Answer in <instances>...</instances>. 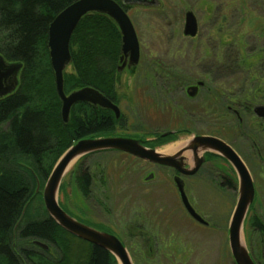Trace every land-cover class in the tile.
<instances>
[{
    "label": "flooded vegetation",
    "instance_id": "obj_1",
    "mask_svg": "<svg viewBox=\"0 0 264 264\" xmlns=\"http://www.w3.org/2000/svg\"><path fill=\"white\" fill-rule=\"evenodd\" d=\"M130 7H125V10L127 11ZM143 7L158 11L163 6L160 0H153L152 5ZM223 9L226 11L229 8ZM188 10L192 11L196 17L198 31L195 37L183 36L196 41L200 35L199 19L192 9H187L185 12ZM234 10L238 14L241 12L245 14L247 8L240 5V8ZM253 21H256V18L248 20L242 17L241 25L248 24L247 27H254L256 24ZM259 26L261 24L257 23V27L254 28ZM202 43L206 47V36ZM201 57L203 64L199 63L200 66L197 67L202 68V71L176 70L174 75L169 76L171 86L168 90L173 101L168 115L171 128L160 132L158 138L157 136L149 139L146 136H123L117 134L116 130L109 134L85 138L133 139L150 149H157L152 145L158 141L164 142L170 139V143H177V150L169 154L174 157V166L149 163L144 159L116 150L90 154L92 156L114 153L121 156L120 164L125 161L121 167L123 174H119V183H115L114 181L118 180H114L113 177L107 178L106 172H100L101 176L98 177L95 190L92 186L97 177L90 172V166L86 168L80 166L81 171L78 177L85 172L89 179L88 192L84 194L79 190L80 198L82 201H88L92 206L94 218L92 221H86L68 214L90 229L117 238L127 250L132 264H203L199 261L204 254L195 252L197 248L194 249L187 239L206 232L212 215L206 201L197 198L195 200L194 195L205 191L206 188H211L220 192L222 201L226 195L232 193L236 206L240 177L232 155L242 162L252 180L254 197L246 213L243 231L250 232L257 240L259 239L261 259L252 258L255 264H264V116L260 117L261 115L256 111L257 107H264V88L261 85L257 87L258 73L206 70V53ZM238 59L239 65H243L242 57ZM120 63L121 65L125 63L124 68L135 69L140 65V59L135 67L130 66L129 61L125 59ZM188 63L192 62L188 61ZM236 75H244L245 78L236 77V80L239 78V82H235L237 86L234 87V84L228 86V83H232L233 80L225 81L224 79ZM105 97L120 108L121 118L123 113L120 97L115 95ZM158 111L160 116L167 117L162 109ZM111 113L114 115L113 112ZM210 121L214 125L211 131L206 132V125ZM201 137L220 141L221 144H217L209 140L210 144L219 148V151H213L205 146H196L198 144L193 143L194 140ZM146 170L149 171L147 174ZM190 171L194 173L188 174ZM144 172V180L140 181V176ZM180 189L183 192H180ZM134 191H137L135 196L132 194ZM181 193H184L187 203L198 218L190 213ZM88 244L90 249L98 247ZM102 250L106 253L109 264H119L113 254L105 249ZM46 251L48 250H44Z\"/></svg>",
    "mask_w": 264,
    "mask_h": 264
},
{
    "label": "trees",
    "instance_id": "obj_2",
    "mask_svg": "<svg viewBox=\"0 0 264 264\" xmlns=\"http://www.w3.org/2000/svg\"><path fill=\"white\" fill-rule=\"evenodd\" d=\"M74 1L0 0V55L9 63L23 64L20 86L0 100V264H109L106 253L99 247L88 249L85 258L73 256L70 239L75 237L58 226L45 209L31 211L38 183L45 182L52 172L46 173L42 168L45 154L55 144H60L58 160L78 141L109 134L117 126L124 129L127 125L123 116L116 120L110 111L85 103L72 108L67 125L62 122L61 103L50 64L48 30L54 18ZM239 25L234 29L233 45L243 49L245 31H240ZM214 27L215 24H210L208 30ZM73 32L70 53L75 74L64 75L65 92L92 87L105 96H113L122 55L118 26L109 17L92 13L84 16ZM221 34L232 33L225 28ZM233 45H225L228 55L218 54L213 70L219 67L228 72L257 68L264 71L261 58L254 60V64L250 61L249 68L239 65ZM259 50L264 53V41ZM32 91L34 96L49 101L53 108L33 110ZM80 112L82 119L77 117ZM59 137L66 139L59 143ZM88 186L89 179L83 172L77 178V187L86 194ZM32 241L52 245L57 257H50Z\"/></svg>",
    "mask_w": 264,
    "mask_h": 264
},
{
    "label": "rangeland",
    "instance_id": "obj_3",
    "mask_svg": "<svg viewBox=\"0 0 264 264\" xmlns=\"http://www.w3.org/2000/svg\"><path fill=\"white\" fill-rule=\"evenodd\" d=\"M241 2L237 1V4H235L233 0H160V4L163 7L158 11L144 8L143 6L130 7L127 9V13L134 24V29L140 41L141 58L140 65L135 69L123 68L121 71L117 69L115 74L114 95L120 97L123 117L127 122V126H125L124 129L117 126L115 131L117 134L123 136H146V138L149 139L153 136H157L158 138L160 132L166 131V129L169 130L171 128V121L168 115L171 112L173 103L171 100L172 95L168 90L171 86L169 82L171 77L169 76L174 75L176 70H188L191 72L202 71V68L197 66H200L199 63L203 64L201 56L205 53L206 70L227 72L219 67L213 70L212 66H216L213 61H216L217 57H219L218 54L225 55L228 53V47H225L226 44L233 45L235 43L233 34L238 24H240V31H245V38H243V40L246 45L243 49L240 46L237 47L233 45L232 49L237 51L234 57H242V59L245 60V62L243 61V65H246L247 68L251 66V63H249L250 61L253 60L252 64H254V60L258 58H261L260 62H262V64L264 63V53H261V50H259L260 47H262V41H264V0H241ZM240 5L247 8L245 14H242V12L240 14L235 12L236 10L234 9L240 8ZM223 8L229 9L225 11ZM187 9H192L199 19L200 35L196 41L186 39V37L183 36L184 12ZM242 17L248 20L256 18L258 25L261 24V26L254 28L257 27L256 21H253L256 24L254 27H247L248 24L245 23V25H241ZM210 24H215L217 28L214 27L213 30L209 31ZM225 28L226 32L230 31L232 34L223 36L221 33L224 32ZM219 34L222 35V37ZM205 36L206 47L202 43L205 40ZM260 36L263 38H260ZM255 46L258 47L255 48ZM234 57H232V59ZM188 61L192 63L189 64ZM120 66L121 63H119V67ZM237 71H249V69ZM250 72L258 73L257 76L260 78L257 80V87L261 85V87L264 88V71L261 73L257 68L255 71ZM72 73L75 74L71 60V63L65 68L63 74L70 75ZM229 77H226L224 80H233L232 83H228V86L234 84V87L237 86L235 82H239V78H245L244 75ZM236 77L239 78L236 80ZM18 80L20 83V73ZM19 86L18 84L17 88ZM25 88L27 89L26 86ZM71 92H67L66 94ZM30 93L31 107L33 110L45 109V106L49 109L53 108V105H51L49 101L44 100L43 97L39 98L38 96H34L33 91ZM158 109H162L167 117L160 116ZM77 115H79L77 116L78 118H81V112ZM69 122L70 118L68 123ZM213 125L214 124L210 121L209 124L206 125V132L211 131ZM198 129L200 130V128ZM65 139V137H59L58 142H64ZM170 142V139L164 142L158 141L152 146L159 151L165 150L168 147L177 146V143ZM59 145L55 144V148L44 156L42 169H44L46 173L53 170L59 160H57L60 149ZM121 161V156L114 153H108V155L106 153L95 154L85 157V159L74 161L69 166L62 179L60 188H58V202L62 209L75 218L92 221L94 218L92 216L93 208L89 205L88 201L81 200L80 192L77 187V177L79 171H81L80 166L83 168L90 166V172L97 177L93 181V184L95 183L94 186H92L93 190H95L97 189L95 187L98 184V177L101 176L100 172H106V176L109 179L113 177L114 180H118L119 174H123L121 169L123 166L122 164L125 163L124 161L120 164ZM148 172L149 171L146 170V174ZM142 174L143 175L140 176V181L144 180L145 172ZM46 181H40L37 185L39 189L38 191L36 190L35 197L31 204V211L33 213L44 210L42 199ZM119 181L120 180L114 182L119 183ZM132 194L135 196L137 191H134ZM194 198L195 200L196 198L202 201L205 200L206 205H209L211 211L210 215H212L209 218L210 222L208 223L210 226L206 227V232H201V235L195 238L187 239L188 242L192 243L194 249L197 248L195 252H202L204 254L199 262L203 264H234L228 243V236L229 221L235 209V197L232 193H229L225 196V199L221 201V194L218 190L206 188L205 191L197 192ZM70 240L73 246L71 254L73 256L79 255L85 258L89 252L88 249H90V245L77 237H71ZM242 240L251 257H255L258 260L261 259V245L259 239L257 240L250 232L245 233L242 229ZM47 246L49 249L46 252L50 257L56 258V251L52 245Z\"/></svg>",
    "mask_w": 264,
    "mask_h": 264
},
{
    "label": "water",
    "instance_id": "obj_4",
    "mask_svg": "<svg viewBox=\"0 0 264 264\" xmlns=\"http://www.w3.org/2000/svg\"><path fill=\"white\" fill-rule=\"evenodd\" d=\"M158 2V1H157ZM153 0H121L120 3L114 0H76L66 9L59 13L49 26L48 30V49L51 68L54 73L55 89L61 101L60 116L62 122L68 123L70 112L74 105L78 103L90 104L95 107L111 111L115 119L118 120L121 111L112 101L102 93L92 87H85L66 94L64 90V70L71 63L70 42L80 20L92 13L105 15L112 19L121 33V57L119 61L128 60L130 66H136L140 59V42L134 29V24L130 19L125 7L127 6H148L152 5ZM198 23L193 12L188 10L184 14L183 35L195 37L198 31ZM23 67L22 63H9L0 55V100L13 94L19 84V73ZM125 67L123 63L118 71ZM256 111L264 116V107H257ZM263 112V113H262ZM209 140L221 144L212 138H196L193 143L196 146H205L218 152L216 145L210 144ZM140 141L125 138H99L82 139L72 145L58 160L50 176L47 178L43 189L44 209L49 217L63 230L69 234L86 241L92 245L105 249L114 255L119 264H132L128 252L123 248L121 242L114 236L98 232L90 227L78 222L71 217L58 202V192L62 179L69 166L76 160L95 152L104 150H116L128 153L146 161L174 166V157L169 154H162L157 149H150L143 146ZM232 155V153H231ZM233 163L240 177L239 197L229 221V246L234 264H255L247 247L242 240V229L249 206L254 197V188L251 177L243 166L242 162L232 155ZM194 171L188 172L193 174ZM181 188V187H180ZM39 188H37L38 191ZM180 192H183L180 189ZM181 196L186 207L192 215L193 210L186 201L184 193ZM206 223V222H205ZM208 225V223H206ZM34 244L48 250L45 243L34 241Z\"/></svg>",
    "mask_w": 264,
    "mask_h": 264
},
{
    "label": "bare ground",
    "instance_id": "obj_5",
    "mask_svg": "<svg viewBox=\"0 0 264 264\" xmlns=\"http://www.w3.org/2000/svg\"><path fill=\"white\" fill-rule=\"evenodd\" d=\"M175 150H177V147H168L165 150H160V153H162V154H171Z\"/></svg>",
    "mask_w": 264,
    "mask_h": 264
}]
</instances>
